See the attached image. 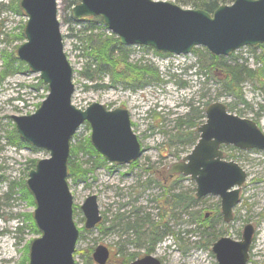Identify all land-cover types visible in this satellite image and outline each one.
<instances>
[{
    "label": "rangeland",
    "instance_id": "obj_1",
    "mask_svg": "<svg viewBox=\"0 0 264 264\" xmlns=\"http://www.w3.org/2000/svg\"><path fill=\"white\" fill-rule=\"evenodd\" d=\"M169 1L192 7L191 3ZM19 2L0 0V264H28L30 242L39 230L32 217L35 203L25 181L36 161L49 155L47 150L21 138L20 144L10 141L16 132L12 116L33 113L46 95L43 82L38 88L34 86L38 74L31 73L16 56L17 46L24 41L19 33L26 20L21 8V13L14 10L20 7ZM57 17L63 49L73 68L72 104L81 109L91 102L109 109L126 108L143 150L139 158L124 164L101 155L100 161L83 152L71 156L75 165L87 170L84 179L68 178L72 217L78 229L75 264H98L92 256L98 245L109 251L105 264H126L132 257L145 254H152L161 264H218L212 243L224 235L240 239L247 223L254 228L247 264H264V150L220 146L223 157L237 162L246 172L229 222L222 219L219 197L207 194L197 198L196 184L188 175L179 173L166 178L169 166L192 148L185 143L186 135L181 140L176 135L194 129L186 126L190 119L196 126L202 123L203 109L211 102L231 106L232 113L253 119L264 133L263 90L242 76V102L218 82L221 74L233 66L260 67L258 58L264 55V44L242 46L228 55H214L201 45L186 54L161 53L145 45L124 46L132 60L142 58L151 63L161 81L133 91L99 86L100 82L93 87L94 83L80 74L88 58L87 19L93 17L74 21L71 8L63 0H58ZM102 26L97 24L92 31L110 32ZM6 60L12 62L13 70H6ZM89 134V125L82 123L70 145L84 141ZM23 187L28 195L23 194ZM175 193L181 194L180 200L169 204ZM89 195L96 196L101 220L94 227L85 228L80 205ZM203 221L208 225L205 229L199 225ZM17 223L19 226L14 229ZM150 226L158 238L155 242L149 240L154 236Z\"/></svg>",
    "mask_w": 264,
    "mask_h": 264
},
{
    "label": "water",
    "instance_id": "obj_2",
    "mask_svg": "<svg viewBox=\"0 0 264 264\" xmlns=\"http://www.w3.org/2000/svg\"><path fill=\"white\" fill-rule=\"evenodd\" d=\"M19 5L26 20L24 41L17 46L16 56L47 87L33 113L12 116L20 138L49 154L36 161L25 181L39 230L30 242L28 264H75L78 229L72 217L68 159L76 129L86 122L92 147L114 163L136 160L143 150L126 108L109 109L91 102L81 109L72 104L73 68L63 49L58 0H20ZM71 15L99 17L119 44L150 46L161 53L186 54L201 45L214 55H228L242 46L264 44V0H233L212 12L169 0H78ZM204 114V122L196 127L197 141L169 166L167 175H188L196 184L197 198L218 196L222 219L229 222L246 172L237 162L225 160L220 146L264 150V133L253 119L229 112L219 101L209 103ZM80 208L85 228L101 220L95 195L87 196ZM253 232L247 223L240 239L224 235L215 240L211 249L218 264H247ZM92 256L98 264H105L109 251L98 245ZM126 264L161 263L145 254Z\"/></svg>",
    "mask_w": 264,
    "mask_h": 264
},
{
    "label": "trees",
    "instance_id": "obj_3",
    "mask_svg": "<svg viewBox=\"0 0 264 264\" xmlns=\"http://www.w3.org/2000/svg\"><path fill=\"white\" fill-rule=\"evenodd\" d=\"M67 3L68 8H71L74 4L78 2V0H63ZM181 3H191V8H200L204 9L208 12H212L217 6L221 4L231 3L233 0H176ZM1 5V4H0ZM15 11L21 13L20 7L16 6L14 8ZM74 21H80L82 19L73 18ZM90 23V27L88 28L89 33L85 36V52L87 54V62L83 66L80 71L81 76L87 81H91L93 87L98 84L99 86H110L116 87L120 86L123 89L128 90H136L144 87L149 83H155L161 81L160 76L156 68L149 62L143 61L144 59L139 58L137 60H132L129 56L128 50L121 44H119L117 38L111 32H94L97 24H102V21L99 17H93L87 19ZM106 29L105 26H102ZM20 39L24 40L23 34V26H21V31L19 33ZM258 47H262L261 44L257 45ZM213 59H216L215 56H212ZM261 66L258 68H240V66H233L223 72L218 79V82L233 96L240 99L242 102H245L242 98V92L240 88L241 77L246 76L255 83L258 89L263 90L264 92V55L262 54L260 58ZM22 64V63H20ZM213 66V62L207 66L208 71L210 67ZM6 70H13V64L10 60L5 61ZM107 79L106 82L104 79ZM37 84H34L38 88L39 85L42 84V81L37 78ZM33 86V85H32ZM45 91H47L46 86ZM36 88V89H37ZM264 100V94H263ZM231 106L228 107V111L231 112ZM193 111V110H192ZM204 112V109H203ZM204 117V115H202ZM196 125L193 119H190L186 122L187 128L194 127L191 131L187 133H178L176 137L178 140L182 139L186 135L185 143L189 145H193L198 137V134L195 131ZM182 126V125H181ZM180 126V127H181ZM183 127V126H182ZM11 143L20 144L21 139L17 135L16 132H13V135L10 138ZM78 152H83L85 154H89L94 156L97 159L102 161L103 159L100 157V154L92 147L89 138H85L84 141L71 145L70 154L68 159V178L75 179H84L87 170L82 169L80 166H77L73 163L71 159L72 155L77 154ZM23 194H27L28 192L25 187L22 188ZM179 193H175L172 195V198L168 200L169 204H174L178 200H180ZM194 198V197H192ZM201 218V217H200ZM198 221H201L200 219ZM148 224V223H147ZM204 229L208 227V225L203 222H199ZM150 226L149 230L154 236H150V241L155 242L158 238L155 236V231ZM132 257L131 259H133Z\"/></svg>",
    "mask_w": 264,
    "mask_h": 264
},
{
    "label": "flooded vegetation",
    "instance_id": "obj_4",
    "mask_svg": "<svg viewBox=\"0 0 264 264\" xmlns=\"http://www.w3.org/2000/svg\"><path fill=\"white\" fill-rule=\"evenodd\" d=\"M133 259H135V257H134ZM133 259H132V260H133ZM93 260H94V259H93ZM132 260H131V261H132Z\"/></svg>",
    "mask_w": 264,
    "mask_h": 264
}]
</instances>
